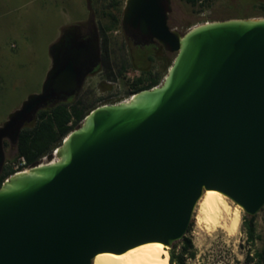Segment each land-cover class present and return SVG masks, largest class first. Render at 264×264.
Masks as SVG:
<instances>
[{"label":"water","instance_id":"95a60500","mask_svg":"<svg viewBox=\"0 0 264 264\" xmlns=\"http://www.w3.org/2000/svg\"><path fill=\"white\" fill-rule=\"evenodd\" d=\"M172 0H126L123 29L176 56L161 84L93 108L57 147V159L0 186V264H93L101 252L148 242L171 247L188 232L205 190L250 215L264 207V17L207 21L182 34ZM78 24L51 46L52 67L0 125L16 141L48 100L79 91L88 45Z\"/></svg>","mask_w":264,"mask_h":264},{"label":"rangeland","instance_id":"374dc122","mask_svg":"<svg viewBox=\"0 0 264 264\" xmlns=\"http://www.w3.org/2000/svg\"><path fill=\"white\" fill-rule=\"evenodd\" d=\"M125 2L121 0L117 9L111 6V0H0V125L22 106L29 95L42 91L52 67L50 48L61 37L64 28L70 24L86 25L89 22L99 28L108 27L111 24L108 14L111 12L121 19L117 28L108 32L112 42L117 45L112 53L113 71L117 75L107 78L106 66H100L85 79L76 94L77 98L86 94L89 100L95 102L94 108L107 102L129 99L135 93L133 80L150 69L154 73H162V83L169 70L166 65L175 58L176 53L158 43L137 47L122 27ZM257 16H264V0H214L210 6L172 0L169 24L184 34L207 21ZM150 56L154 58L153 61ZM123 58L128 65L120 73ZM109 81L114 82L110 84ZM36 116L24 126H33ZM4 149L6 163L12 164L17 159V141L5 138ZM52 158L53 155L50 156ZM227 199L233 208L240 209L239 231L234 237L229 236L220 228L208 229L197 223L194 217L185 236L191 239L196 256L187 257V264H248L246 251L251 246L243 221L244 214L252 215L229 197ZM255 216L256 246L263 248L264 207ZM181 240L177 241L176 251L182 249ZM171 247L167 246L169 253Z\"/></svg>","mask_w":264,"mask_h":264},{"label":"trees","instance_id":"16d2710c","mask_svg":"<svg viewBox=\"0 0 264 264\" xmlns=\"http://www.w3.org/2000/svg\"><path fill=\"white\" fill-rule=\"evenodd\" d=\"M192 5L210 6L214 0H186ZM111 6L119 9L121 0H111ZM111 19V24L108 27L99 28L101 38L103 40V55L105 58L106 76L107 78H115L116 73L113 71L112 56L116 50V42H112V38L108 34L109 30H114L120 24V17L116 13L108 14ZM112 46L114 51H112ZM123 47V46H122ZM154 60L153 57H149ZM174 59L169 61L166 67L170 68ZM126 59L121 60L119 72L122 73L127 68ZM162 81V73H154L152 69L142 72L136 77L133 82L134 92L142 89L151 88L160 84ZM78 92V91H77ZM67 99L52 101L39 110L35 118L33 126H24L17 140V158L25 156L28 163L33 165L39 160L53 152L59 147L65 137L75 128L79 127L86 115L94 108L95 102L89 100L86 96L77 98L76 94ZM72 122V124H70ZM15 173L11 163H6L2 173V178L8 177ZM1 186V185H0ZM244 230L247 234V241L251 248L246 251V259L248 264H264V247L256 246L257 224L256 216L244 214ZM183 243L182 249L176 251L178 242L170 249V259L172 264H187V257H195L196 253L193 243L190 238L184 236L181 240Z\"/></svg>","mask_w":264,"mask_h":264},{"label":"bare ground","instance_id":"6f19581e","mask_svg":"<svg viewBox=\"0 0 264 264\" xmlns=\"http://www.w3.org/2000/svg\"><path fill=\"white\" fill-rule=\"evenodd\" d=\"M194 217L197 223L205 225L208 229L220 228L233 237L239 231L241 223L240 209L233 208L226 195L214 189L205 190L197 204ZM169 259L170 253L164 243L148 242L123 253H98L93 259V264H172Z\"/></svg>","mask_w":264,"mask_h":264},{"label":"flooded vegetation","instance_id":"af4514ba","mask_svg":"<svg viewBox=\"0 0 264 264\" xmlns=\"http://www.w3.org/2000/svg\"><path fill=\"white\" fill-rule=\"evenodd\" d=\"M125 33L129 36L130 39L134 41L137 47H141L142 45H147L150 43H158L157 41L153 40L151 37L141 34L136 29L126 30ZM83 43H87L88 45V55L86 59V64L83 66L82 70L84 72H87L88 75H90L94 73L100 66H103L105 64V58L103 55V40L101 38V32L99 27L94 23L89 22L86 25L78 24V31L74 35V38H72L71 40V48H77ZM60 99L62 98L56 96L48 100L44 106H46L52 101H56ZM32 120L33 117L31 116L28 117L27 120L25 121V124L27 122H31ZM8 133H9L8 137L11 138L13 141H15L16 139L15 129L11 128L8 131Z\"/></svg>","mask_w":264,"mask_h":264},{"label":"built area","instance_id":"2783aa9c","mask_svg":"<svg viewBox=\"0 0 264 264\" xmlns=\"http://www.w3.org/2000/svg\"><path fill=\"white\" fill-rule=\"evenodd\" d=\"M257 17H264V16H257ZM114 81H109L110 84H113ZM111 97V96H109ZM108 97V98H109ZM128 100V99H125ZM123 101V100H122ZM107 103H117L116 101H111V102H107ZM106 103V104H107ZM70 124H72V122H70ZM53 155L54 158L50 159V156ZM55 158H57V148L53 150L52 154L49 155H45L43 156L39 162L37 164H44V163H48L51 161H54ZM12 166L15 169V173L16 172H20V171H26L28 170L30 167H32L33 165L29 164L26 157L25 156H19L14 162H12ZM9 177V176H8ZM8 177L2 178L0 175V185L6 180L8 179Z\"/></svg>","mask_w":264,"mask_h":264},{"label":"crops","instance_id":"0c3cea01","mask_svg":"<svg viewBox=\"0 0 264 264\" xmlns=\"http://www.w3.org/2000/svg\"><path fill=\"white\" fill-rule=\"evenodd\" d=\"M67 26H68V25H67ZM67 26H66V27H67ZM66 27H65V28H66ZM65 28H64V30H65Z\"/></svg>","mask_w":264,"mask_h":264}]
</instances>
